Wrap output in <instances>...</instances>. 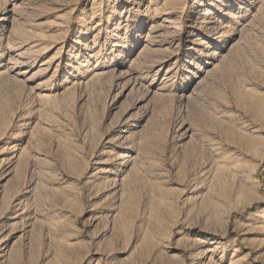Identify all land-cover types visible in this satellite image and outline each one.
Here are the masks:
<instances>
[{
	"label": "rangeland",
	"instance_id": "rangeland-1",
	"mask_svg": "<svg viewBox=\"0 0 264 264\" xmlns=\"http://www.w3.org/2000/svg\"><path fill=\"white\" fill-rule=\"evenodd\" d=\"M15 2L0 264H264V0Z\"/></svg>",
	"mask_w": 264,
	"mask_h": 264
},
{
	"label": "bare ground",
	"instance_id": "bare-ground-1",
	"mask_svg": "<svg viewBox=\"0 0 264 264\" xmlns=\"http://www.w3.org/2000/svg\"><path fill=\"white\" fill-rule=\"evenodd\" d=\"M9 1V0H8ZM15 1H17V0H12V2H14L15 3V5L13 6V8L14 9H16V10H19V9H21V6L19 5V3H16ZM14 15V14H13ZM14 21V20H13ZM123 163V162H122ZM109 173H115V171H112V172H109Z\"/></svg>",
	"mask_w": 264,
	"mask_h": 264
}]
</instances>
